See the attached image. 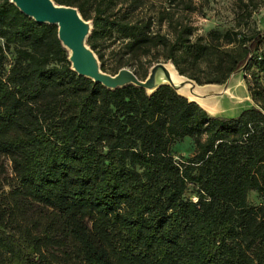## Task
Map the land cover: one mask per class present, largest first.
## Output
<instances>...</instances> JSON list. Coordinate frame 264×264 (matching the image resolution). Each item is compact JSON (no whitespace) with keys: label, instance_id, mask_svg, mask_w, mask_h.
Returning a JSON list of instances; mask_svg holds the SVG:
<instances>
[{"label":"trees","instance_id":"obj_1","mask_svg":"<svg viewBox=\"0 0 264 264\" xmlns=\"http://www.w3.org/2000/svg\"><path fill=\"white\" fill-rule=\"evenodd\" d=\"M53 1L91 22L103 72L98 43L120 40V57L162 58L200 86L243 72L253 106L212 117L166 85L94 84L70 69L56 26L0 0V160L16 181L4 192L0 161V264H264V32L240 31L257 0H233V27L194 40L175 18L193 0ZM184 139L193 154L176 160Z\"/></svg>","mask_w":264,"mask_h":264},{"label":"rangeland","instance_id":"obj_2","mask_svg":"<svg viewBox=\"0 0 264 264\" xmlns=\"http://www.w3.org/2000/svg\"><path fill=\"white\" fill-rule=\"evenodd\" d=\"M161 0H149L148 9L152 10L160 4ZM196 10L188 13L181 12V7L175 10V18L179 17L183 22L188 23L194 28L192 39L197 37H204L209 32H224L225 30L233 27L234 16L236 9L233 0H208V3L204 6L199 4L198 0H193ZM258 10L253 14L247 26L240 28L242 34H251L252 32H264V0H257ZM137 15L145 14L141 11L136 12ZM162 31L165 30V26H162ZM152 31H156V28L152 27ZM120 40H105L100 41L96 48V53H99L103 57V69L104 72L110 75L116 74L117 68L128 69L132 71L140 80L145 79V75L149 72L152 65L155 62L147 63L144 60L141 63L136 61H128L126 57H120ZM14 55L12 52L6 54L5 66L12 61ZM122 67H117L121 64ZM158 62L165 63L162 58L158 59ZM8 68V67H7ZM118 70V71H119ZM244 73L238 72L230 79L228 88L225 93H222V86L206 87L203 94L210 97L197 99L196 101L207 111L212 117L222 118H235L242 111L251 108L253 106L247 92V87L244 82ZM247 79H250L247 76ZM234 97L230 98L229 94ZM172 154L176 160L185 161L193 154V142L190 139H184L178 142L172 149ZM3 164L5 173V184L3 186L4 192H7L12 186L16 185V181L13 179L11 173V164L6 158L0 160ZM195 189L188 187V194L193 193ZM248 203L253 206H257L262 203L261 198L255 192L248 194Z\"/></svg>","mask_w":264,"mask_h":264},{"label":"water","instance_id":"obj_3","mask_svg":"<svg viewBox=\"0 0 264 264\" xmlns=\"http://www.w3.org/2000/svg\"><path fill=\"white\" fill-rule=\"evenodd\" d=\"M9 2L21 14L37 24L56 26L57 38L68 53L70 69L78 76L89 79L94 84H100L106 89L115 90L131 85L143 89L147 95H150L159 87L166 85L178 95L204 109L196 100L211 95L205 96L203 94L205 89L203 91L200 89L217 86L197 85L191 79L180 75L170 62H158L152 65L144 80H140L132 71L125 68L114 75L107 74L101 70L97 55L87 45L92 24L82 18L77 8L58 5L53 0H9ZM169 65L172 66L173 72L169 70ZM235 74L225 82L222 93L226 92L230 79Z\"/></svg>","mask_w":264,"mask_h":264},{"label":"bare ground","instance_id":"obj_4","mask_svg":"<svg viewBox=\"0 0 264 264\" xmlns=\"http://www.w3.org/2000/svg\"><path fill=\"white\" fill-rule=\"evenodd\" d=\"M169 70L170 71H172L173 72V68H172V66L171 65H169ZM206 87H204V88H201L200 90H204ZM230 95V98H232V97H234L231 93L229 94Z\"/></svg>","mask_w":264,"mask_h":264}]
</instances>
